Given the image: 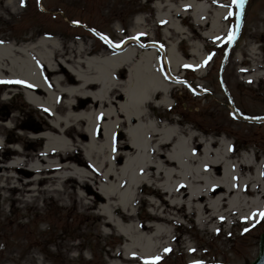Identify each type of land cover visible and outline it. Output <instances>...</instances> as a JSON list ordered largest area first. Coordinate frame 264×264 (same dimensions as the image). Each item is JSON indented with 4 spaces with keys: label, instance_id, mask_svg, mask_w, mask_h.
<instances>
[{
    "label": "rangeland",
    "instance_id": "obj_1",
    "mask_svg": "<svg viewBox=\"0 0 264 264\" xmlns=\"http://www.w3.org/2000/svg\"><path fill=\"white\" fill-rule=\"evenodd\" d=\"M168 1L184 19L183 23L175 20L185 32L182 35L169 32L156 19L166 13L165 0H0V43L32 46L45 37L56 46L54 52L46 50L53 69L40 65L47 92L20 80H4L0 133L24 121L20 116L24 112L12 109L8 99L13 93L24 96L22 90L27 89L43 102L38 108H47L49 121L57 122L55 131L66 137H55L47 151L34 157L37 165L27 170L32 160L18 158L11 164L1 149L4 138L0 136V264H145L128 262L123 247L142 246L136 237L150 235L154 229L164 231L162 248L149 264H247L257 256L264 215L254 221L240 220L245 213L241 207L256 198L243 194L241 187L247 180H257L264 191V78L248 81L240 72L255 62L249 54L252 46L264 63V0L209 2L211 9L222 8L226 14L219 44L202 39L201 28L188 16L190 9L182 6L186 0ZM157 5L162 8L157 10ZM70 21L77 26H70ZM97 33L109 43L102 44ZM232 34L235 38L229 43ZM192 50L206 62L183 65L175 72L173 60H196ZM125 51H134L138 58L152 56L151 65L161 81L153 95L159 87L169 88L167 95L156 92L149 102L124 107L129 114L146 115L130 137L126 130L137 121L131 119L129 125L119 105L135 89L136 79H127L135 62L114 75H107L105 65L79 66L86 59L116 57ZM239 52L249 61L236 63ZM144 70L148 71L146 66ZM24 72V66L12 68L15 76ZM256 74L253 70L249 76ZM76 75L89 85L80 88ZM195 90H200L199 96ZM88 139L92 141L86 143ZM203 150L212 155L204 151L202 156ZM222 154L229 156L226 164L212 171L202 187L194 161H215ZM170 156L187 168L179 169ZM241 158L251 166L243 167L235 182L230 164ZM124 161L126 169L120 174ZM72 166L81 172L76 175ZM107 167L111 171L104 179ZM171 170L180 177L164 178ZM224 171L230 174L226 187L238 184L221 207L215 199L226 192L218 186L207 195L194 196L193 191V203L187 200L186 187L173 190L176 181L203 190L215 185ZM101 186L111 192L106 198L108 217L99 212L98 203L92 204L103 199L98 193ZM119 193L132 196L127 199L124 194L119 205ZM229 200L240 208L236 215L223 214ZM11 203L17 211L12 212ZM209 205L211 212L206 209ZM9 217L14 221L5 223ZM107 218L117 222L119 229L131 225V242Z\"/></svg>",
    "mask_w": 264,
    "mask_h": 264
},
{
    "label": "bare ground",
    "instance_id": "obj_2",
    "mask_svg": "<svg viewBox=\"0 0 264 264\" xmlns=\"http://www.w3.org/2000/svg\"><path fill=\"white\" fill-rule=\"evenodd\" d=\"M209 2H212L215 5H217V4L222 3L223 0H186V3L182 6L190 9L191 12L190 14H188V16L192 17L196 23V26L201 28L202 39L204 41H208V40L217 41V44H219L220 38L222 37V31H223L221 22L226 17V15L224 11H222V8L220 10L218 9V11L211 9ZM168 3L169 1L165 0L166 13L164 15L156 16V19L158 20V22L165 23L166 30H168L169 32L173 33L174 35H182L185 32L176 23L175 20L179 18L181 19L179 20V22L183 23L184 19H182L181 14L175 13L174 10L169 7ZM157 7H158L157 10H160L162 8L160 5H157ZM147 46H150V45H147ZM55 47L56 46H55L54 40L46 39L45 37H39L35 41L34 45L32 46L27 45V46H22V47H15L12 44L11 45H1L0 46V81L20 80L33 88L39 89L43 92H47V88L42 82V75H41L42 69L40 68V65H44L50 69H53L50 63L48 52L46 50L52 48L51 51L54 52L56 49ZM254 52H255V48L253 46L250 47L249 54H253ZM191 54L194 57H196V60H192L191 62H188V63H184L182 59L173 60L172 62L173 70L176 72L183 65H190L192 67H197L198 65L204 64L207 60L206 58L201 57V56L197 57L195 50H192ZM242 56L243 54L241 52L236 54V63L240 62ZM151 59H152V56L150 54H142L138 58V54L135 53L134 51H125V53L120 56H116V57L104 56V57H99L95 59H88V60L86 59L85 61L79 63V66L81 65L84 67H90L94 65H105L106 66L105 70L107 71V75L109 74L114 75L116 70L122 68L125 65H130L133 62H135L132 72H130V74L127 77L128 81L136 79V84L134 86L135 89L132 90L130 95H126V103L119 105V109L122 111L124 118L129 122V125H130L131 119L132 120L135 119L137 121L133 126L130 125V127L127 128L126 133L128 134L129 137L133 132H136V130L140 126L141 124L140 118L146 115L145 114H137V115L129 114V112H126L124 110V107L128 103H132L135 105L136 104L142 105L143 103L149 102L153 96H156V92H162L164 95H167L169 92L168 87L162 86V87H159L157 91L155 90L154 95H153V90L155 89V86L159 85L161 81L156 76L154 67H152L151 65ZM255 62H251V66L253 67L252 70H256V66H258V63H255ZM21 66H24L25 68V72L23 73V76L13 75L12 68L21 67ZM145 66L148 71L144 70ZM3 71H5L8 74V76L4 75ZM118 76H120V74H118ZM169 78L171 77L169 76ZM251 78L262 79L264 78V73L260 75H252ZM76 79L80 81V88L86 85H89V82L83 80L80 75H76ZM139 79H141V82H140L141 86L139 84L140 89L139 87H137L138 85L137 83L139 82L138 81ZM70 92H71V89H69L68 91H65L66 94H70ZM23 94H24L25 100L28 103L32 104L34 107L44 106L43 102L36 96V93H34V91H29L26 89L25 92H23ZM53 126L56 129H58L57 122H54L52 125L48 124V126L46 127L48 128L49 132L44 133V135L38 138V139L44 138L45 144L42 147L41 151L38 154H36V156L41 155L43 152L47 151L50 147L51 141L55 137L56 138H62V137L66 138L64 134L60 135L59 133H57V131H55ZM107 127L108 125L106 124L103 125V132H104L103 134L105 135V137L107 135L105 131ZM85 133H87V131H85ZM89 137L91 138V135H89ZM35 139L38 140L37 137ZM91 141L92 139H88L86 140V143L91 142ZM130 145H132V147L135 148V146L131 142H130ZM204 151L206 152V155L208 154L210 156L212 155V153H209L208 151L203 150L202 156L204 154ZM9 154L14 155L12 156V158H9L10 163L16 164L18 160L15 157L20 158L19 154L16 151L15 152L12 151ZM228 157H229L228 154L227 155L222 154L219 157H217L215 161H207L206 159L194 161L193 170L195 171L196 175H199L197 182H199L202 185V187L206 185L207 184L206 179L211 178L212 176L211 172L215 171L216 168L219 167L220 165L226 164V160ZM168 158L172 162H174L179 169L187 168L185 165L181 164L177 159L171 156ZM31 160H32L31 166L34 167L35 165H37V162L34 158H31ZM126 165H127V161H124V164L120 167V174L124 172V170L126 169ZM230 166L234 170V172L231 174L232 181L236 182L239 179V172L243 169V167L245 168L250 167L251 163L246 161V159L241 158L237 160L236 162H232ZM72 167H73V170L76 172V175L81 172V170L76 168L75 166H72ZM110 171H111V167H107L105 169L102 175L104 179L108 174H110ZM168 174L170 176L180 177L179 175H177V173L171 170L163 174L164 178L168 176ZM229 175L225 171L221 172L219 175L220 178L217 179V181L215 182V185L209 186L203 190L198 189V187H196L195 189L187 187V185L184 184L183 182L177 185L176 183L177 181H176L174 182L173 190L176 191V190L181 189L182 187H186L187 190H186L185 195L187 197V200L193 203V201L196 200V198L192 197L193 191H194V196L197 193H202V192H204V195H207L209 192H212L213 190H215L214 187L218 186L226 192V194H219L215 199L217 207H221V201L226 199V196L230 195L238 184V183H234L233 187H226L227 185L225 184L224 181L226 180V178L229 177ZM250 187L251 189L249 190ZM241 188H242L243 194L248 195V196L256 195V198L251 199L249 203H246L244 204V207H241L242 211H244L245 213L241 215L240 220L244 221L249 218H252L253 216L254 217L258 216L260 218L262 214H264V204H263L264 191L263 189L260 188V184L257 182V180H247L242 185ZM99 193L101 197L104 199V200L103 199L99 200L101 201V203L98 204L100 206L99 212L105 217H108L107 215L109 212V204L107 203L106 198L108 195H111V192L106 191L105 186H101ZM124 194L126 193H119L117 195L119 205L123 204L124 202L123 201ZM131 196H132L131 193H129L128 195L126 194L127 199L130 198ZM92 204L97 205V202L94 201ZM232 204L233 203L231 202V200L226 202V210L223 214L236 215L238 212H240L238 211L240 208L235 209ZM123 208L125 210V206ZM212 208L213 207L210 205L209 207H206V209H209L210 212L212 211ZM201 212L202 213L205 212L204 207H202ZM213 217L219 218V219L222 218L221 215L219 216L215 215ZM107 219L114 227H117V231L119 232L121 236H123L126 240L131 242L133 238V231H132L133 227L131 225L126 226L124 229H119L117 222L113 223L111 219L109 218ZM209 220H212V218H209ZM163 232L164 231L160 229H154V231L151 232L150 235H143V236L136 237L135 241L136 242L142 241L143 245L142 246L135 245V247H133V245L131 244L129 245L125 244L123 247V250H124L123 257L128 262H132V263H141V262L149 261L155 258L158 255L159 250L162 248V243L160 242V239L163 236Z\"/></svg>",
    "mask_w": 264,
    "mask_h": 264
},
{
    "label": "trees",
    "instance_id": "obj_3",
    "mask_svg": "<svg viewBox=\"0 0 264 264\" xmlns=\"http://www.w3.org/2000/svg\"><path fill=\"white\" fill-rule=\"evenodd\" d=\"M72 24L77 25V23L75 22H71V25ZM83 27L86 28V26ZM92 33H96V32L93 31ZM8 102L12 109L15 108L14 110H22L24 112L22 113V115H20L21 119H23L24 121L22 123H19V125H15L13 128L8 129L3 133H0V136L5 140L3 143L2 151L6 154V156H8L7 158H9L14 156L13 154H9L12 151L15 152V149H13V147L19 148L20 150V154L18 153L19 155H21L26 159L29 158L31 159L33 156H35L41 151L43 146V140L38 138H37L38 140H36L35 138L34 139L30 138V135H36L42 132L49 131L46 126H48L49 124L47 119L50 118V115L45 110L34 109L30 105H28L23 100L21 95H13ZM1 104L2 103L0 102V105ZM178 104L180 105V102ZM6 108L8 109L9 107ZM0 121H2L1 118ZM18 131H21L22 134ZM11 208H13L12 212L17 211L14 203L10 204V209ZM8 220L14 221L12 217H9L8 219L5 220V223H7Z\"/></svg>",
    "mask_w": 264,
    "mask_h": 264
},
{
    "label": "water",
    "instance_id": "obj_4",
    "mask_svg": "<svg viewBox=\"0 0 264 264\" xmlns=\"http://www.w3.org/2000/svg\"><path fill=\"white\" fill-rule=\"evenodd\" d=\"M220 264V263H213ZM250 264H264V232L259 236L258 255Z\"/></svg>",
    "mask_w": 264,
    "mask_h": 264
},
{
    "label": "snow or ice",
    "instance_id": "obj_5",
    "mask_svg": "<svg viewBox=\"0 0 264 264\" xmlns=\"http://www.w3.org/2000/svg\"><path fill=\"white\" fill-rule=\"evenodd\" d=\"M236 2L242 4L243 3V0H236ZM234 38H235L234 34L230 35L229 38H228V42L230 43ZM102 39L107 40V37H102ZM209 59H211V57H209ZM15 83H22V82L16 81ZM262 215H264V214H262ZM145 264H149V262L146 261Z\"/></svg>",
    "mask_w": 264,
    "mask_h": 264
}]
</instances>
